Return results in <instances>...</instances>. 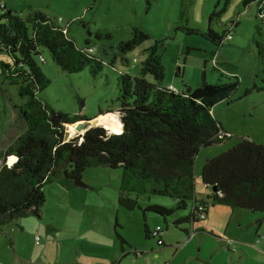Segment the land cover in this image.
Wrapping results in <instances>:
<instances>
[{
  "label": "rangeland",
  "instance_id": "374dc122",
  "mask_svg": "<svg viewBox=\"0 0 264 264\" xmlns=\"http://www.w3.org/2000/svg\"><path fill=\"white\" fill-rule=\"evenodd\" d=\"M226 1L0 0L22 18L36 10L55 18L65 28L75 20L88 23V27L79 23L72 26L69 36L80 47H86L89 39L96 54L102 55L106 66L99 76H94L90 68L79 74L66 73L49 52H43L42 68L51 85L41 98L57 114L82 115L94 122L100 111H110L114 115L112 117L120 120L119 77L128 74L142 78V63L147 57L145 51L155 44L156 39H166L162 56L167 70L165 83L172 79L179 82L184 90L185 84L196 90L205 76L212 85L240 78L241 88L231 102L223 101L214 108L219 121L228 128L238 129L230 133L234 138L203 149L197 157L199 200H208L210 194L202 182L207 161L227 152L253 133L264 130V65L260 64L258 45L254 41L257 25L262 22L257 19L259 3L249 0L251 5L246 8V0H229L227 11L221 18H214L213 29L217 33L222 35L225 30L234 31L231 44L221 49L201 36L175 35L174 25H187L188 21L207 30L210 14L222 11ZM134 27L146 30L153 41L128 54V62L120 55L115 59L116 51L112 48L116 49L121 42L130 39ZM89 32L92 35H88ZM98 32L111 34L112 39H98ZM105 48H108L106 56L102 54ZM148 79L153 81L151 76ZM256 85L262 90L246 96L247 91ZM6 88L10 93V104L20 103L17 88ZM5 102L6 97L0 91V152L8 149L22 134L16 127H3L1 105ZM95 126L106 128L102 124ZM78 135L77 132L72 136L67 128L66 137L70 140ZM12 159L14 157L7 159L9 166H12ZM3 164L0 157V168ZM121 180L122 170L93 168L82 177L85 186L59 181L47 185V202L41 219L31 216L1 228L0 264H112L113 255L116 254L118 259L124 256L122 242L115 231L117 223L131 245L125 249L133 251L130 264H157L167 257L172 261L173 250H178L177 255L180 256L172 264H264V217L260 213L212 205L206 226L214 231V235L188 240L175 228L171 218L166 224L163 217L154 213L123 208L120 205ZM138 200L144 207L159 205L173 209L177 205L175 199L156 195L152 196V201L149 196H141ZM192 207L193 203H190L187 211H179L177 215L187 216ZM145 224L152 230L159 225L163 227L168 249L164 251L159 240L147 239ZM249 246L261 255L256 252L246 255L239 250ZM36 250L39 253H35ZM136 250L139 251L138 263L134 262ZM158 253L160 259H157Z\"/></svg>",
  "mask_w": 264,
  "mask_h": 264
},
{
  "label": "trees",
  "instance_id": "16d2710c",
  "mask_svg": "<svg viewBox=\"0 0 264 264\" xmlns=\"http://www.w3.org/2000/svg\"><path fill=\"white\" fill-rule=\"evenodd\" d=\"M252 2L259 3L257 19L262 22L257 25L254 41L260 64L264 65V10L260 9L263 2ZM250 5L251 1H244L246 8ZM228 6L229 0L222 11L210 14L207 30L188 21L187 25H174L175 35L201 36L218 49L230 45L234 31L225 30L221 35L213 29L214 18H221ZM0 10V91L6 97L1 117L4 128L13 126L22 131L8 149L0 152L4 162L0 168V231L31 216L41 219L47 185L56 181L81 182L84 173L93 168L122 170L120 205L129 211L154 213L163 217L166 224L172 219L186 238L214 235L203 225L212 205L264 217V145L250 139H242L207 161L202 182L210 194L208 200L197 197L196 161L200 152L234 138L214 116V108L223 101L231 102L241 88L240 78L212 85L205 76L196 90L185 84V91H173L165 84L167 70L162 56L166 39H156L145 51L142 78L128 74L119 77V112L124 131L110 134L104 127H95L67 142V128L89 120L82 115L59 113L61 125L53 126L52 109L41 98L51 85L42 68L43 52H49L66 73L79 74L90 68L94 76H99L106 66L102 55L96 54L89 39L86 47H80L69 36L72 26L79 23L88 27V23L75 20L65 28L55 18L36 10L27 18L1 2ZM96 37L112 39L111 34L102 32ZM153 39L146 30L134 27L130 39L112 48L115 59L120 55L128 62V54ZM107 53L105 48L102 54ZM6 86L17 88L20 103L10 104ZM255 90L262 89L256 85L246 96ZM10 157L17 159L12 166L7 162ZM153 195L175 199L177 205L167 209L139 203V197ZM190 203V214L178 216L179 211L189 209ZM115 230L123 251L126 246L131 247L119 223ZM145 232L147 239L159 240L160 247L167 246L163 227L152 230L145 224Z\"/></svg>",
  "mask_w": 264,
  "mask_h": 264
},
{
  "label": "crops",
  "instance_id": "0c3cea01",
  "mask_svg": "<svg viewBox=\"0 0 264 264\" xmlns=\"http://www.w3.org/2000/svg\"><path fill=\"white\" fill-rule=\"evenodd\" d=\"M259 1V0H258ZM262 2H263V7H264V0H262ZM204 28V27H203ZM166 84V86H173V87H175L176 89H178L180 92H183V91H185L184 89H183V87L180 85V83L179 82H177L176 80H169V82H167V83H165ZM183 84V83H182ZM184 86V85H183ZM114 113V112H113ZM109 114H112V112H106V113H102L100 116H98L95 120H98V119H102V118H100V117H103V116H106V115H109ZM215 116V115H214ZM103 118H105V117H103ZM117 119V118H116ZM119 120V119H118ZM119 122L121 123V120H119ZM221 122V121H220ZM222 123V122H221ZM102 123H99V125H101ZM223 124V126H224V128L226 129V131L227 132H229V133H233V132H235L236 130H238L236 127H230V128H228L224 123H222ZM103 125V124H102ZM121 126H122V129L124 128L123 127V124L121 123ZM69 128V127H68ZM70 131V130H69ZM263 132H261V133H253L254 135H250V137L249 138H247V139H250L251 141H254V142H256V143H259V144H263L264 145V130H262ZM112 133V132H111ZM73 136V135H72ZM242 136H244V135H242ZM234 137V136H233ZM245 139V138H244ZM17 161V159L16 158H14L13 159V161H12V165L13 164H15V162ZM149 200L150 201H152V196L151 197H149ZM210 214H211V209H210V211H209V216L207 217V220H206V222L203 224L204 225V227H206L208 230H210L211 232H213L214 233V231H212L210 228H208L207 226H206V223H207V221L209 220V218H210ZM159 227H160V225H159ZM116 231V230H115ZM263 234V236H264V233H262ZM197 237H201V238H203L202 236H194L193 238H194V240L197 238ZM164 238V237H163ZM192 238V237H191ZM191 238H188V240H191ZM264 238V237H263ZM166 243V242H165ZM262 243V242H261ZM130 244V243H129ZM261 245V244H260ZM131 246V245H130ZM165 249H168V245L164 248V251H165ZM239 250H242V251H244V253L246 254V255H249L251 252H256L255 250H254V248L253 247H251V246H249V247H246V248H240ZM238 250V251H239ZM162 252H163V250H162ZM35 253H39L37 250H36V252ZM35 253H34V257H36V255H35ZM123 253H124V256L121 258V259H118L117 258V255L115 254V255H113V257H112V264H130V260L132 259V257H133V251L130 249V251H128L127 249H124V251H123ZM172 253H173V260L172 261H170L169 259H168V257L165 259V260H162L161 262H158L157 264H172V262H174L176 259H177V257H179L180 255H177V253H178V250H173L172 251ZM257 253V255L258 254H260V253H258V252H256ZM134 256L136 257L135 259V263H138V261H139V251H134ZM261 255V254H260ZM142 256H144V254L142 253ZM160 254L158 253V258L157 259H160ZM165 262V263H164ZM149 264L151 263V262H148Z\"/></svg>",
  "mask_w": 264,
  "mask_h": 264
},
{
  "label": "water",
  "instance_id": "95a60500",
  "mask_svg": "<svg viewBox=\"0 0 264 264\" xmlns=\"http://www.w3.org/2000/svg\"><path fill=\"white\" fill-rule=\"evenodd\" d=\"M51 122L53 124L54 127H59L61 125V116L59 114H57L55 111L52 110V118H51ZM123 124V122H122ZM77 125L76 126V129H77V132L84 136L85 133L92 129V128H95L97 126H95L96 124H92V121H85V122H80V123H77L75 124ZM123 127H124V124H123ZM123 131H124V128H123ZM66 141L69 142L70 139L68 137H66ZM76 185L78 186H85L82 181L81 182H78L76 183ZM194 237V235L192 236Z\"/></svg>",
  "mask_w": 264,
  "mask_h": 264
},
{
  "label": "bare ground",
  "instance_id": "6f19581e",
  "mask_svg": "<svg viewBox=\"0 0 264 264\" xmlns=\"http://www.w3.org/2000/svg\"><path fill=\"white\" fill-rule=\"evenodd\" d=\"M99 123H102L103 124L102 126H105L106 128H108L112 132L111 134H121L123 132L121 123L119 122L118 119L114 117H105V118L98 119L92 122V124H99ZM76 126L77 125L69 126V130H70L69 132L73 136L77 134Z\"/></svg>",
  "mask_w": 264,
  "mask_h": 264
},
{
  "label": "built area",
  "instance_id": "2783aa9c",
  "mask_svg": "<svg viewBox=\"0 0 264 264\" xmlns=\"http://www.w3.org/2000/svg\"><path fill=\"white\" fill-rule=\"evenodd\" d=\"M260 9L264 10L263 3H262V5H261ZM170 89L173 90V91L179 92V91H178L175 87H173V86H170ZM119 117H120V119H121V116H119ZM155 235H157V234H155ZM37 240H38V243H39L40 238L38 237Z\"/></svg>",
  "mask_w": 264,
  "mask_h": 264
},
{
  "label": "clouds",
  "instance_id": "9594fccd",
  "mask_svg": "<svg viewBox=\"0 0 264 264\" xmlns=\"http://www.w3.org/2000/svg\"><path fill=\"white\" fill-rule=\"evenodd\" d=\"M122 122V121H121ZM80 135V134H79Z\"/></svg>",
  "mask_w": 264,
  "mask_h": 264
}]
</instances>
